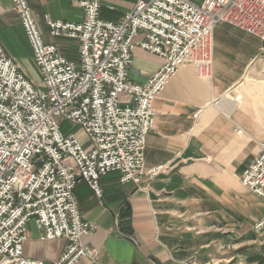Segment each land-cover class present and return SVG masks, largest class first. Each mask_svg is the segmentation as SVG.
Masks as SVG:
<instances>
[{
    "label": "built area",
    "instance_id": "obj_1",
    "mask_svg": "<svg viewBox=\"0 0 264 264\" xmlns=\"http://www.w3.org/2000/svg\"><path fill=\"white\" fill-rule=\"evenodd\" d=\"M11 3L40 82H32L0 46V264L94 259L82 236L98 225L81 213L74 186L85 182L100 198V178L108 173L137 186L156 176L163 167L146 169L143 154L154 122L153 100L184 63L200 78H211L217 24L227 23L264 44V0H137L117 22L100 18L102 0H82L79 23L46 17L51 35L79 41L77 62L43 42L27 0ZM136 45L162 60L143 83L128 79ZM64 120L79 125L87 147L73 132L61 131ZM259 148L241 183L264 200V138ZM29 220L40 229V239L67 241L56 260L23 254ZM263 227L264 218L254 224Z\"/></svg>",
    "mask_w": 264,
    "mask_h": 264
},
{
    "label": "crops",
    "instance_id": "obj_2",
    "mask_svg": "<svg viewBox=\"0 0 264 264\" xmlns=\"http://www.w3.org/2000/svg\"><path fill=\"white\" fill-rule=\"evenodd\" d=\"M80 1L27 0L43 42L73 62L79 60V41L51 35L46 17L79 23ZM136 2L102 0L99 16L117 22ZM0 46L39 84L40 71L11 0H0ZM263 46L236 27L217 24L211 78H200L184 63L152 102L144 165L162 170L140 186L108 173L100 178V198L85 182L74 186L81 213L98 225L82 236L94 259L82 257L76 264H264V227L254 228L264 218V200L241 183L264 138V66L257 60ZM161 62L136 45L128 79L143 83ZM40 233L29 220L23 254L56 260L67 241L42 240Z\"/></svg>",
    "mask_w": 264,
    "mask_h": 264
},
{
    "label": "rangeland",
    "instance_id": "obj_3",
    "mask_svg": "<svg viewBox=\"0 0 264 264\" xmlns=\"http://www.w3.org/2000/svg\"><path fill=\"white\" fill-rule=\"evenodd\" d=\"M257 60L261 63L262 66H264V57L258 56ZM60 129L65 134L70 131L73 132L78 137L83 147L88 146L89 139L87 138L83 130L79 127V125L74 124L71 121L64 120L60 123Z\"/></svg>",
    "mask_w": 264,
    "mask_h": 264
}]
</instances>
